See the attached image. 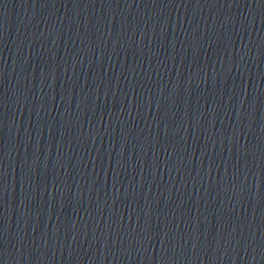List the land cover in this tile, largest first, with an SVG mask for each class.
I'll return each mask as SVG.
<instances>
[{"label": "water", "instance_id": "water-1", "mask_svg": "<svg viewBox=\"0 0 264 264\" xmlns=\"http://www.w3.org/2000/svg\"><path fill=\"white\" fill-rule=\"evenodd\" d=\"M0 264H264V0H0Z\"/></svg>", "mask_w": 264, "mask_h": 264}]
</instances>
